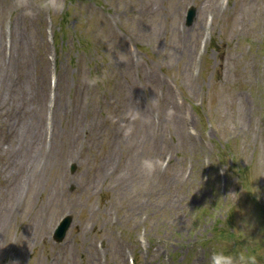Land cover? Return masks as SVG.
I'll use <instances>...</instances> for the list:
<instances>
[{"label": "rangeland", "instance_id": "1", "mask_svg": "<svg viewBox=\"0 0 264 264\" xmlns=\"http://www.w3.org/2000/svg\"><path fill=\"white\" fill-rule=\"evenodd\" d=\"M214 248L264 264V0H0V264Z\"/></svg>", "mask_w": 264, "mask_h": 264}, {"label": "clouds", "instance_id": "2", "mask_svg": "<svg viewBox=\"0 0 264 264\" xmlns=\"http://www.w3.org/2000/svg\"><path fill=\"white\" fill-rule=\"evenodd\" d=\"M55 7V5H53ZM30 15L31 13H26ZM120 60L125 61L126 56L120 55ZM107 60L109 64L113 63L112 56L108 55ZM108 78V72L105 70L103 74H92L85 77V82L88 86H95L102 83ZM132 118H137L135 114ZM164 162L159 160H153L151 158H146L141 161V167L147 174H151L156 167H163ZM239 236L240 234L237 233ZM208 264H257V255L252 254L247 248L240 250L239 252H229L224 249H213L208 255Z\"/></svg>", "mask_w": 264, "mask_h": 264}, {"label": "water", "instance_id": "3", "mask_svg": "<svg viewBox=\"0 0 264 264\" xmlns=\"http://www.w3.org/2000/svg\"><path fill=\"white\" fill-rule=\"evenodd\" d=\"M194 14H195L194 10L190 11L188 24H191V22H192V20L194 18ZM75 169H76V167H74V171H75ZM71 220H72L71 217H67L65 219V221L63 222V225L60 226L58 228V230L56 231V233H55V240L60 242V241H62L64 239V237L66 235V232H67V230H68V228H69V226L71 224Z\"/></svg>", "mask_w": 264, "mask_h": 264}]
</instances>
